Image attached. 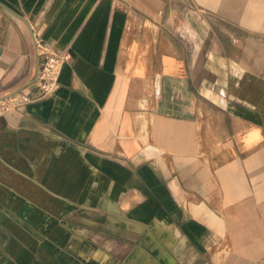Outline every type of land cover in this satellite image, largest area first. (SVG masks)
<instances>
[{
  "label": "crops",
  "instance_id": "0c3cea01",
  "mask_svg": "<svg viewBox=\"0 0 264 264\" xmlns=\"http://www.w3.org/2000/svg\"><path fill=\"white\" fill-rule=\"evenodd\" d=\"M38 38L71 57L0 115V264H264V0H0V98Z\"/></svg>",
  "mask_w": 264,
  "mask_h": 264
},
{
  "label": "built area",
  "instance_id": "2783aa9c",
  "mask_svg": "<svg viewBox=\"0 0 264 264\" xmlns=\"http://www.w3.org/2000/svg\"><path fill=\"white\" fill-rule=\"evenodd\" d=\"M39 52L44 56L37 74V93L31 95L22 94L13 101L0 99V115L8 110L12 105L23 104L34 98H40L53 94L60 84V73L63 64L70 59L71 53L67 50H55L46 45L41 38L37 39Z\"/></svg>",
  "mask_w": 264,
  "mask_h": 264
},
{
  "label": "rangeland",
  "instance_id": "374dc122",
  "mask_svg": "<svg viewBox=\"0 0 264 264\" xmlns=\"http://www.w3.org/2000/svg\"><path fill=\"white\" fill-rule=\"evenodd\" d=\"M248 10H249V12H251V7H249ZM254 11H255V9H253V11L251 13L254 14ZM222 25L224 27H229L230 29L234 30V28H231V27H233L232 24H229V23L228 24H221V25L219 24V27H222ZM256 36H258V35L254 34V32H250V31L248 32V39H249V43L248 44H249V46H253L254 47V44L252 43V41L254 40V37H256Z\"/></svg>",
  "mask_w": 264,
  "mask_h": 264
},
{
  "label": "water",
  "instance_id": "95a60500",
  "mask_svg": "<svg viewBox=\"0 0 264 264\" xmlns=\"http://www.w3.org/2000/svg\"><path fill=\"white\" fill-rule=\"evenodd\" d=\"M5 97H7V96H5ZM5 97H1L0 99H3V98H5Z\"/></svg>",
  "mask_w": 264,
  "mask_h": 264
}]
</instances>
